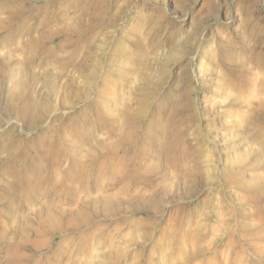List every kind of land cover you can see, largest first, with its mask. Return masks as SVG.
I'll return each mask as SVG.
<instances>
[{
  "label": "rangeland",
  "instance_id": "1",
  "mask_svg": "<svg viewBox=\"0 0 264 264\" xmlns=\"http://www.w3.org/2000/svg\"><path fill=\"white\" fill-rule=\"evenodd\" d=\"M0 264H264V0H0Z\"/></svg>",
  "mask_w": 264,
  "mask_h": 264
}]
</instances>
